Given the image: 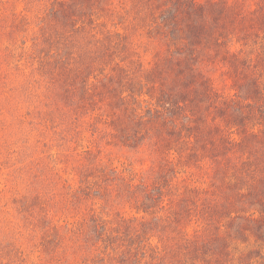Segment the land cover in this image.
<instances>
[{
	"label": "rangeland",
	"instance_id": "obj_1",
	"mask_svg": "<svg viewBox=\"0 0 264 264\" xmlns=\"http://www.w3.org/2000/svg\"><path fill=\"white\" fill-rule=\"evenodd\" d=\"M195 1L210 8L213 24L221 25L213 17L224 8L230 30L215 33L225 32L223 43L202 46L208 24L187 19L176 0L155 5L156 15L176 6L183 19L185 40L165 43L145 0H0V264H108L105 240L125 223L157 224L155 217L168 227H154L142 244L203 237L210 219L230 243L212 264H264V229L242 232L233 223L237 215L264 221V160L244 137L264 131V0ZM167 53L181 69L162 66ZM194 74L209 95L188 86ZM165 92L175 101L195 97L194 121L162 146L143 133L128 144L130 125L119 130L112 108L144 114ZM259 97L262 111L251 105ZM236 100L251 111L234 110ZM91 163L105 170L78 169ZM166 164L171 188L154 210L118 197L123 179L151 185ZM229 195L233 204L221 205ZM67 199H80L78 208Z\"/></svg>",
	"mask_w": 264,
	"mask_h": 264
},
{
	"label": "trees",
	"instance_id": "obj_2",
	"mask_svg": "<svg viewBox=\"0 0 264 264\" xmlns=\"http://www.w3.org/2000/svg\"><path fill=\"white\" fill-rule=\"evenodd\" d=\"M148 2V6L150 5L151 9V15L153 17V23H156V27H159L163 31H166L162 37L164 38L163 41L168 42L169 40H173L174 42L185 40L184 36L182 35V31L178 29V25L180 24V20L183 21L182 18H180V11L177 10L178 4L182 3L184 6L182 7L184 10V15H187V19L190 17L192 18L191 21L194 23L202 24L204 19V23L208 24L205 28V31L201 34L200 39H202L200 42L202 43V46H207L213 44V45H219L223 43V40H220L222 37V33L225 32H218V34H215L217 29L222 27L224 28V31L230 30V25L226 24V21H222L220 16L221 13L224 12V8L222 9L219 7L218 11H220V16H214L213 20L218 21L220 20L221 25L219 24H213L210 20L209 13L210 8L205 7L201 4H199L195 0H183L180 1L176 0V6L172 9L163 10L162 13L155 14V12L158 10V7L155 5L157 0H145ZM203 23V24H204ZM224 23V24H223ZM231 24V23H230ZM164 27L171 28L169 30L165 29ZM174 27L176 29H174ZM174 30H177V32H174ZM218 35V37H216ZM226 35V34H225ZM216 37V38H215ZM170 44V43H169ZM188 52V51H187ZM180 53L179 51L177 52ZM106 55L104 52H102V55H98V59L102 60L105 58ZM164 56V55H163ZM159 60V62H162V66L169 67L167 63H171L173 65L169 67L172 72L175 71L178 67L183 66V61L179 58L173 56L172 53L165 54V57H163ZM190 59H193V56L189 55ZM176 62V63H175ZM179 62V64L177 63ZM176 66V68H175ZM157 68H155L156 71ZM179 69V73L181 70ZM255 69V68H254ZM171 70H167V72L170 74ZM184 73V71H183ZM264 74V71L263 73ZM260 78V79H259ZM261 79L264 80V75H260L258 77V80L261 81ZM179 81H186V77L179 78ZM177 82L174 86L183 85V82ZM252 82V81H249ZM248 84V82H245ZM243 83V84H245ZM188 86H192L195 91L201 92V89L204 90L205 95H209L210 91L207 89V84L204 83L202 80V77L199 76V74L189 75L188 76ZM262 84V82H260ZM264 85V84H263ZM263 89H261L262 91ZM262 93V92H261ZM200 94V93H199ZM260 96V95H259ZM177 96L173 98L172 93L165 92L163 95H161L160 99H163L162 105H158L155 108H148L144 114H140L136 109H127V107L123 108V111L121 110H115V108H112L114 111H112V115L114 117V121H116L119 124H122L119 128V130H126L125 123L128 121L130 125V131L124 136V140L129 144L136 142L137 135L139 133L142 134V139L145 138H153L156 145L162 146L165 141H168L171 139V135L177 131L178 125L186 129L187 127L184 126L186 123H192L194 113L191 112L190 104L195 106L194 99L195 97L192 96H184L181 95L178 97V101H175ZM108 98V97H107ZM259 101L256 99L254 100L253 104L257 110H261V104L259 103L260 97L258 98ZM210 100V98H209ZM233 105V109L236 111L244 112L243 110L251 111L250 108L243 109L242 102L239 104V101H234V103H231ZM222 105H225L224 103ZM248 105V104H247ZM250 105V106H251ZM215 107L218 109V106L216 104H209L208 108ZM221 111V109H218ZM225 111V110H222ZM255 111V109H253ZM252 111V112H253ZM120 112V113H119ZM254 113V112H253ZM236 118L240 117L236 114ZM256 119V118H255ZM242 120V118H241ZM257 125V124H254ZM127 127V126H126ZM187 130H190L189 128ZM178 132V131H177ZM176 133V132H175ZM244 137L247 139V144H249V148L251 147L253 152H255V149L257 151H260L262 153V161L264 160V131L259 130L257 131H250L248 133H245ZM180 138V137H178ZM177 138V139H178ZM92 168H100L104 169L103 166L97 165H86L81 164L79 165L78 169L81 172H85L88 169ZM258 170L260 167L257 168ZM103 170V171H104ZM79 171V172H80ZM172 169L168 167L166 164L164 166V169L161 170V172L158 174L157 178L158 180L155 183L147 184L143 179L140 182H137V184H134V176H132L131 180H124L120 183V186L116 184V190H120L121 187H125L122 192L117 193L118 197L121 200H125L124 195H127L128 198L136 203L143 211H149L154 210V207L159 205V203L163 202V198L166 194L165 189L168 188L172 184V179H169L168 175L171 173ZM226 171V170H225ZM261 171V169H260ZM226 174V172H224ZM80 174V173H79ZM81 175V174H80ZM83 176V175H81ZM104 182H111V180L104 179L102 180ZM114 184H107L106 187H111ZM171 188V186H170ZM110 190V189H109ZM261 194V189H258ZM121 191V190H120ZM190 191H194L193 193H198L197 189H191ZM200 193V192H199ZM233 196H230L225 198L223 203L221 205L228 204L227 206H231L233 203L230 201L232 200ZM184 200H186L188 203L190 200L189 196H187ZM80 199L78 201L74 200L71 204L70 199H67L65 201L66 203H70L71 206L75 207L76 204H78ZM121 202V201H120ZM180 203H183L180 201ZM249 204L253 205L254 201L251 202V200L248 201ZM194 204V202H193ZM219 205V206H221ZM182 207V206H181ZM74 208V209H75ZM190 210L191 207H188ZM232 210L231 212H233ZM236 212V211H234ZM155 223L157 221V224L152 223L151 221L148 222H142L141 226L136 228V225H133V223L124 224L123 227H119L117 229V234L112 235L110 239H106V246L105 248L108 250V264H140L142 262V259L145 258L146 252L148 247L150 246V251L148 257L149 262L145 261L142 264H212V261L216 260L223 252L224 248H228L230 243L228 242V238L224 237L222 235H219L217 231H220V227L213 226V222L210 219L206 222V227H204L206 235L203 237H199L200 234H198L195 238H181L177 236H169L167 239L166 237L168 235H165L162 239H164L162 246H152L150 243L142 244L141 242L144 240H149L151 238L150 234L148 232L152 231L154 227L158 226H166L165 220H162L160 217H155ZM235 223V226L237 227V230H240L242 232L250 231L252 229L257 230L258 232L264 229V221H255L252 218L243 217L241 215H237L235 217V220H233ZM85 220L81 221L78 227H81L84 225ZM208 226V227H207ZM168 227V226H166ZM165 228V227H164ZM209 229L216 230L215 232H209ZM95 231V230H93ZM97 232V231H96ZM215 234V235H214ZM228 236V235H227ZM166 239V240H165ZM219 254V255H218ZM218 255V256H217ZM219 259H217L218 261ZM216 264H222L220 261Z\"/></svg>",
	"mask_w": 264,
	"mask_h": 264
}]
</instances>
